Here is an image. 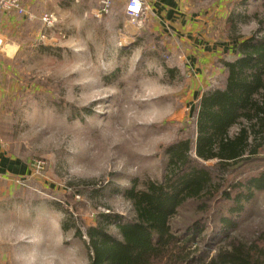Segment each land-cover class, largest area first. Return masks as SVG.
I'll list each match as a JSON object with an SVG mask.
<instances>
[{"label":"rangeland","instance_id":"374dc122","mask_svg":"<svg viewBox=\"0 0 264 264\" xmlns=\"http://www.w3.org/2000/svg\"><path fill=\"white\" fill-rule=\"evenodd\" d=\"M100 1L30 0L35 18L17 28L20 49L0 107L1 148L16 161L15 173L0 172V264H88L87 228L97 215L133 214L110 185L162 179L167 147L195 140L199 100L222 87V62L235 59V44L256 31L253 16L264 11V0H175L155 6L156 19L133 22L126 0H113L107 14L98 13ZM41 12L54 23L45 26ZM233 13L249 18L230 20ZM258 157L224 180L255 168L264 151ZM253 194L228 231L241 230L239 240L264 226V191ZM199 216L179 207L172 226ZM206 225L202 235L212 231L213 243L225 237L219 224ZM201 245L206 239L191 246Z\"/></svg>","mask_w":264,"mask_h":264},{"label":"trees","instance_id":"16d2710c","mask_svg":"<svg viewBox=\"0 0 264 264\" xmlns=\"http://www.w3.org/2000/svg\"><path fill=\"white\" fill-rule=\"evenodd\" d=\"M261 14L253 16L256 31L235 44V59L222 62V87L199 100L195 140L167 147L162 179L140 183L133 178L125 188L110 185L112 191H122L133 214L128 220L110 212L97 215V224L87 228L88 264H264V226L252 240H239L241 230L228 233L253 190L264 191V158L255 168H242L224 180L232 167L253 162L264 151V11ZM231 18L249 17L233 13ZM187 206L196 207L200 216L188 225L172 226L175 212ZM209 223L219 224L225 237L213 243L217 237L209 238L212 231L202 235ZM195 239H206L205 249L192 248Z\"/></svg>","mask_w":264,"mask_h":264},{"label":"crops","instance_id":"0c3cea01","mask_svg":"<svg viewBox=\"0 0 264 264\" xmlns=\"http://www.w3.org/2000/svg\"><path fill=\"white\" fill-rule=\"evenodd\" d=\"M146 1L150 5L149 13L147 16L152 15L153 19H156V14L152 12L155 6H157L159 10H162L160 7L161 4H164V5L169 4V3H172V1H173L172 6H177V3L175 2V0H159L160 4L156 2L157 0H146ZM166 8L167 7L164 6V9ZM172 8L176 9L174 7ZM26 19H27V16L21 19L19 18V16H17L14 13H1L0 14V36L2 37L3 42H4V45L2 49L0 50V107H1V102L3 98H5L6 95L8 94L7 86H5L6 85L5 81L10 76L9 75V71L11 68L10 60L14 58V54L17 53V51L20 49V44L18 40L14 38V36L16 35L17 28H19L20 26H24V23L27 21ZM20 29L21 27L19 28V30ZM6 41L9 43H6ZM5 47L8 49H6ZM9 49H11V54L5 55L4 53H2V50L7 51ZM2 146L3 145L0 141V172L1 173L11 172L13 174L15 173V162L16 161L15 159L13 161L8 159V154L5 153V151L1 148ZM13 164H14V167H13Z\"/></svg>","mask_w":264,"mask_h":264},{"label":"built area","instance_id":"2783aa9c","mask_svg":"<svg viewBox=\"0 0 264 264\" xmlns=\"http://www.w3.org/2000/svg\"><path fill=\"white\" fill-rule=\"evenodd\" d=\"M29 1L30 0H0V14L14 13L20 16H27L29 20H32L35 17L34 14L28 12ZM112 1L113 0H101L98 13L107 14L110 11ZM124 10L129 20L141 22L149 13V5L145 0H126ZM41 20L45 26H50L54 23L55 17L50 12H43L41 14ZM40 38H43V35H41ZM3 45L4 42L0 36V50Z\"/></svg>","mask_w":264,"mask_h":264}]
</instances>
